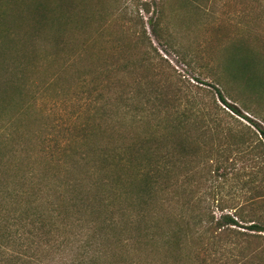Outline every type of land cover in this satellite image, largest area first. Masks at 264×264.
Listing matches in <instances>:
<instances>
[{
	"label": "rangeland",
	"instance_id": "374dc122",
	"mask_svg": "<svg viewBox=\"0 0 264 264\" xmlns=\"http://www.w3.org/2000/svg\"><path fill=\"white\" fill-rule=\"evenodd\" d=\"M143 1L153 0H0V156L9 189L48 163L47 156L91 153L105 142L150 133L153 106L162 116L199 107L205 119L188 127L192 133L211 125V114L221 128L254 131L251 120L264 129L251 112L264 108V0H155L148 12ZM215 89L239 114L220 102ZM135 107L144 110L142 120L132 123ZM197 134L159 139L157 151L169 158L171 146L183 139L181 174L172 180L179 198L166 197L172 204L161 219H212L203 244L186 239L176 252L159 242L153 250L117 247L97 264H264V232L247 228L250 220L264 226V208L254 214L247 208L264 192V166L249 161L263 141L252 137L237 147L224 134ZM215 159L223 164L218 172ZM15 202L7 198L0 207L29 211ZM235 211H243V221ZM223 215L236 217L237 224L225 225ZM14 223L4 232L0 264L58 263L51 246L41 247L38 223ZM70 256L68 249L64 257Z\"/></svg>",
	"mask_w": 264,
	"mask_h": 264
},
{
	"label": "trees",
	"instance_id": "16d2710c",
	"mask_svg": "<svg viewBox=\"0 0 264 264\" xmlns=\"http://www.w3.org/2000/svg\"><path fill=\"white\" fill-rule=\"evenodd\" d=\"M141 6L148 12L150 8L157 7V2L143 1ZM244 67L247 68V63ZM215 91L220 102L232 113L239 114L235 105L227 103L218 89ZM118 97L123 100L121 95ZM198 109L192 114L183 111L178 116L166 111L162 116L161 109L153 106L152 110L157 111L152 114H156V117H152L154 123L150 133L134 141L118 139L119 142H105L93 148L91 153L73 152L70 157L63 155L62 159L47 156L48 163L44 162L43 166L40 163L39 169L32 168L18 180L12 179V182L17 180V188L13 189H9V175L0 156V204L7 198H13L16 205L29 209L9 212L0 207V250L8 238L4 234L8 222L22 224L27 218L39 224L40 245L42 248L52 247L58 257L57 264H65L64 260H69L70 264H97L112 255L117 247L124 251L139 247L153 250L159 242L161 249L176 252L186 239H192L198 246L203 244V236L212 231V219L196 217L185 220L176 215L175 218L161 219L164 209L172 204V199L168 204L166 197L179 198L178 186L172 180L176 182L181 174L178 159L186 147L183 139L177 140L171 146L175 154L169 157L168 165L165 160L169 159L168 155L157 151V141L178 136L185 139L197 133L205 139L208 138L206 136L219 138L224 134L234 139V145L240 147L250 142L252 137H259L264 142V129L251 120L250 126L254 127V131L248 126L245 131H236L232 127L221 128L218 117L211 114L208 117L210 120L206 122H211V125L201 126L197 133H192L188 127L191 124L193 126L199 116L205 119L203 111ZM143 110L138 107L131 110L129 117L132 123L142 120ZM251 112L264 123V108L259 107ZM262 143L259 142L261 151L255 158L249 159L254 162V166H264ZM194 154L195 150L190 154L191 157ZM215 161L217 159L211 162L215 164L213 172H218L223 164L220 160ZM193 168L189 167L191 171ZM261 173L264 176V167ZM261 180L264 182V178ZM256 207L264 208V192L258 191L247 203L251 214H254ZM235 214L243 221V211H235ZM235 218L223 215L220 220L225 225L235 226ZM163 222H166L165 225L161 224ZM248 222L251 223L248 230L264 232V226L257 221ZM215 224L219 225V221ZM64 231L69 233L67 239L61 236ZM49 234L53 238L51 241L47 238ZM68 249L71 254L69 259L64 257Z\"/></svg>",
	"mask_w": 264,
	"mask_h": 264
}]
</instances>
